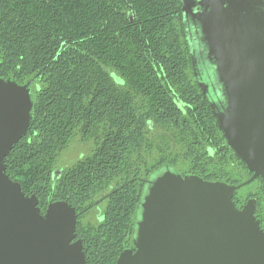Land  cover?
<instances>
[{"label":"trees","instance_id":"1","mask_svg":"<svg viewBox=\"0 0 264 264\" xmlns=\"http://www.w3.org/2000/svg\"><path fill=\"white\" fill-rule=\"evenodd\" d=\"M0 77L28 83L32 101L6 174L41 213L57 200L75 208L85 264L133 248L147 181L163 169L250 177L193 74L180 0H0ZM76 137L91 149L53 179Z\"/></svg>","mask_w":264,"mask_h":264},{"label":"water","instance_id":"2","mask_svg":"<svg viewBox=\"0 0 264 264\" xmlns=\"http://www.w3.org/2000/svg\"><path fill=\"white\" fill-rule=\"evenodd\" d=\"M180 6L197 84L251 176L229 184L158 172L140 202L133 248L115 264H264L256 199L241 208L233 200L256 178L264 188V0H180ZM209 68L214 79L205 77ZM31 109L28 83L0 77V264H85L75 208L57 200L41 213L37 197L6 174L4 158L26 133Z\"/></svg>","mask_w":264,"mask_h":264},{"label":"rangeland","instance_id":"3","mask_svg":"<svg viewBox=\"0 0 264 264\" xmlns=\"http://www.w3.org/2000/svg\"><path fill=\"white\" fill-rule=\"evenodd\" d=\"M208 80L214 79V74L211 72V68H209V76L208 74L205 76ZM91 149V142L90 141H80L79 138H75L69 146H67L61 153L59 157V166L57 169H62L63 167L70 166L75 161H77L79 158H81L84 153H88V151ZM173 172L181 173L183 171L180 167H170L169 168ZM259 187V183L257 181L250 182L249 184L243 185L238 189V194H243L247 191H253L256 190ZM104 208V202L100 203V206L98 208L99 213L102 212ZM98 210H95L98 212Z\"/></svg>","mask_w":264,"mask_h":264},{"label":"flooded vegetation","instance_id":"4","mask_svg":"<svg viewBox=\"0 0 264 264\" xmlns=\"http://www.w3.org/2000/svg\"><path fill=\"white\" fill-rule=\"evenodd\" d=\"M198 1L199 0H194V4L197 3ZM195 7H197V5ZM188 23H191V22H188ZM58 170L60 171L61 169H58ZM250 176H251V174H250ZM238 189L235 191L234 196H233V200L235 201L237 207L238 208H241L247 199H249V198H255L256 199V208H255L254 214H255L256 218L259 219L260 227L262 229H264V219L262 218L260 212L257 209L258 208V202H257L258 201V197L255 195V193H257V189L256 190H253L251 192L250 191L244 192L243 194H238ZM249 193H251L253 195L249 196Z\"/></svg>","mask_w":264,"mask_h":264},{"label":"snow or ice","instance_id":"5","mask_svg":"<svg viewBox=\"0 0 264 264\" xmlns=\"http://www.w3.org/2000/svg\"><path fill=\"white\" fill-rule=\"evenodd\" d=\"M54 212H55V209H51V210H50V214H51V213H54Z\"/></svg>","mask_w":264,"mask_h":264}]
</instances>
